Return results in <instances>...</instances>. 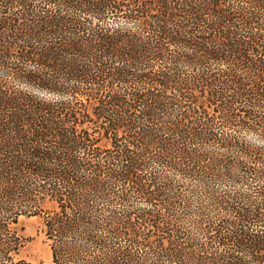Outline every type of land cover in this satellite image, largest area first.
Here are the masks:
<instances>
[{"label":"trees","instance_id":"obj_1","mask_svg":"<svg viewBox=\"0 0 264 264\" xmlns=\"http://www.w3.org/2000/svg\"><path fill=\"white\" fill-rule=\"evenodd\" d=\"M264 264V0H0V264Z\"/></svg>","mask_w":264,"mask_h":264},{"label":"rangeland","instance_id":"obj_2","mask_svg":"<svg viewBox=\"0 0 264 264\" xmlns=\"http://www.w3.org/2000/svg\"><path fill=\"white\" fill-rule=\"evenodd\" d=\"M26 244L20 257L33 264H52L50 249L45 241L40 220L36 217H21L18 223Z\"/></svg>","mask_w":264,"mask_h":264}]
</instances>
